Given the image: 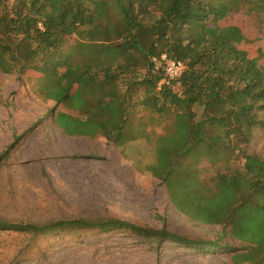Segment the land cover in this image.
<instances>
[{
    "label": "trees",
    "instance_id": "trees-1",
    "mask_svg": "<svg viewBox=\"0 0 264 264\" xmlns=\"http://www.w3.org/2000/svg\"><path fill=\"white\" fill-rule=\"evenodd\" d=\"M237 1L0 0V71L41 72L49 82V99L83 117L55 115V126L68 137L100 136L116 144L139 108L157 122L166 120L173 131L159 139L162 162L156 176L171 204L199 226H221V237L239 246L112 216L0 220V233L24 238L21 248L27 249L55 233L78 238L86 232L122 233L142 246L166 240L202 253L222 249L230 253L231 264H264V151H244L253 130L264 132V72L216 25ZM72 37L88 53L80 64L71 55L55 57ZM163 56L182 62L185 71L159 87L165 77ZM12 146L0 154V166ZM172 154L194 157L192 165L205 161L214 176L190 180L189 163L175 172Z\"/></svg>",
    "mask_w": 264,
    "mask_h": 264
},
{
    "label": "rangeland",
    "instance_id": "rangeland-1",
    "mask_svg": "<svg viewBox=\"0 0 264 264\" xmlns=\"http://www.w3.org/2000/svg\"><path fill=\"white\" fill-rule=\"evenodd\" d=\"M216 25L264 72L263 2L237 1ZM77 42L76 37L67 39L55 57L71 55L78 64L88 53ZM47 88L49 82L38 70L11 75L0 71V154L13 145L0 166V220L41 223L112 216L155 229L164 226L190 239L220 238L222 244L239 246L227 235L221 237V226H199L171 204L156 176L162 162L159 139L173 131L166 120L157 122L156 116L139 108L116 144L100 136L68 138L55 126V115L83 117L50 100ZM244 151L261 154L264 132L253 130ZM170 161L175 172L189 163L188 169L194 166L201 175L214 176L205 161L192 165L196 162L192 156L172 154ZM25 243L13 233H0V264H231L230 253L222 249L202 253L166 240L142 246L122 233L86 232L79 238L55 233L30 249L21 248Z\"/></svg>",
    "mask_w": 264,
    "mask_h": 264
},
{
    "label": "built area",
    "instance_id": "built-area-1",
    "mask_svg": "<svg viewBox=\"0 0 264 264\" xmlns=\"http://www.w3.org/2000/svg\"><path fill=\"white\" fill-rule=\"evenodd\" d=\"M165 59L164 64V80L160 83L161 85L169 86L173 81L180 78V76L185 71V65L180 61L168 60L165 56L162 57Z\"/></svg>",
    "mask_w": 264,
    "mask_h": 264
},
{
    "label": "crops",
    "instance_id": "crops-1",
    "mask_svg": "<svg viewBox=\"0 0 264 264\" xmlns=\"http://www.w3.org/2000/svg\"><path fill=\"white\" fill-rule=\"evenodd\" d=\"M64 114L65 115H69L68 113H65V112H64ZM69 116H72V115H69ZM72 117H75V116H72ZM68 138H70V137H68ZM188 172H189V176L191 178L190 180H192V181L193 180H196V179H199L200 181H206L208 179L207 176H206V174L201 175V171H199V169H197V167H193V169L192 168L188 169ZM211 177L212 176L209 175V178H211ZM206 226H208V225H206Z\"/></svg>",
    "mask_w": 264,
    "mask_h": 264
}]
</instances>
